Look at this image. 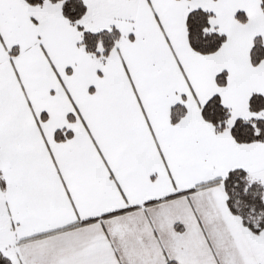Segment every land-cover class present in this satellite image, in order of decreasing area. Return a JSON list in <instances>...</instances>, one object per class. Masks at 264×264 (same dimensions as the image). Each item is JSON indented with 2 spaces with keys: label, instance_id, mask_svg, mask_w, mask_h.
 Segmentation results:
<instances>
[{
  "label": "snow or ice",
  "instance_id": "snow-or-ice-1",
  "mask_svg": "<svg viewBox=\"0 0 264 264\" xmlns=\"http://www.w3.org/2000/svg\"><path fill=\"white\" fill-rule=\"evenodd\" d=\"M0 264H264V0H0Z\"/></svg>",
  "mask_w": 264,
  "mask_h": 264
}]
</instances>
